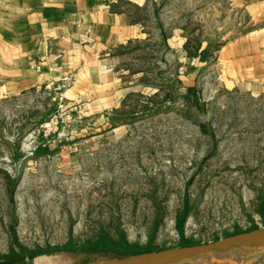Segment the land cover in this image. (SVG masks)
Segmentation results:
<instances>
[{"label": "rangeland", "instance_id": "rangeland-1", "mask_svg": "<svg viewBox=\"0 0 264 264\" xmlns=\"http://www.w3.org/2000/svg\"><path fill=\"white\" fill-rule=\"evenodd\" d=\"M184 1L166 0V14L176 26L187 17L188 39L215 45L261 25L258 11L235 10L225 0ZM143 61L133 55L130 71ZM145 62L154 92L131 93L110 116L76 101L79 112L68 118V107L59 110L44 87L0 95V256L13 237L31 249L50 248L99 227L170 250L186 246L182 237L219 244L213 241L238 228L264 226V89H226L215 67L204 64L195 75L197 105L182 97L174 52ZM55 116L56 126L40 127ZM41 146L46 150L35 153ZM42 256L86 264L117 255L50 251L0 257V264H35ZM247 264H264V254Z\"/></svg>", "mask_w": 264, "mask_h": 264}, {"label": "crops", "instance_id": "crops-1", "mask_svg": "<svg viewBox=\"0 0 264 264\" xmlns=\"http://www.w3.org/2000/svg\"><path fill=\"white\" fill-rule=\"evenodd\" d=\"M165 1L0 0V95L40 87L54 94L47 84L71 73L64 100L87 101L90 112L104 110L110 116L131 93L154 92L149 88L152 68L145 61L155 52L165 59L174 52L183 91L196 85V70L204 64L215 67L226 89H264V0H225L232 9L258 11L261 25L222 41L213 63L186 53L187 17L174 25ZM199 40L198 51L212 41ZM133 55L146 60L130 71Z\"/></svg>", "mask_w": 264, "mask_h": 264}, {"label": "trees", "instance_id": "trees-1", "mask_svg": "<svg viewBox=\"0 0 264 264\" xmlns=\"http://www.w3.org/2000/svg\"><path fill=\"white\" fill-rule=\"evenodd\" d=\"M222 43L223 42H218L217 44L214 45V43L211 41L208 42L205 48H203L201 51H198L201 44L200 40L197 37H193L187 39V41L184 43V49L186 50V53L188 55L197 54L199 55L202 61L205 62L209 61V63H213L215 60L216 49H218ZM167 94L168 95L166 96L169 97L171 93H167ZM182 97L185 99V101L188 102L190 101L193 102L194 104L199 105L197 85L188 87L185 93L182 94ZM152 100H155L154 97L152 98ZM42 120L43 118L39 120V123ZM46 148L47 147L41 146L38 148V150H36L35 153L44 152ZM12 182H14V179H11L9 181L10 184ZM187 208L185 210H187ZM259 212L261 214L262 220L264 221V208L262 207L259 210ZM184 217H185L184 214H180L177 220V226L179 230H181L182 228ZM253 228H255V226ZM240 232H242V230L238 228L234 232L226 233L225 235L230 236ZM12 241H13L12 244L16 245V247H13L11 244L8 253H5L0 257L5 259H10L12 261L14 260L18 261L23 259L24 257H33L37 254L50 252V251H70V252H85V253L94 252V253H110L114 255H128V254H136V253L158 249L151 242L146 243L144 245H140L137 242H130L122 230L115 228L114 231L112 232L106 229L105 227H99L98 229H95L94 232H92L90 235L82 238L69 237L64 244L54 245L50 248L37 246L31 249L27 246L19 244L14 237ZM196 243H198V241L184 237H182L179 242L180 245H192Z\"/></svg>", "mask_w": 264, "mask_h": 264}, {"label": "water", "instance_id": "water-1", "mask_svg": "<svg viewBox=\"0 0 264 264\" xmlns=\"http://www.w3.org/2000/svg\"><path fill=\"white\" fill-rule=\"evenodd\" d=\"M213 242L220 243L202 251L193 249L201 245H186L170 250L160 249L111 256L86 264H224L264 243V226L226 236Z\"/></svg>", "mask_w": 264, "mask_h": 264}, {"label": "built area", "instance_id": "built-area-1", "mask_svg": "<svg viewBox=\"0 0 264 264\" xmlns=\"http://www.w3.org/2000/svg\"><path fill=\"white\" fill-rule=\"evenodd\" d=\"M87 39H89V38L87 37L85 40H87ZM33 66L39 67V65L37 63L36 64L34 63ZM72 83H73V75L71 73H69V74L63 75L60 78V80L58 81L57 84L53 83V81L47 84V86L49 88H53L54 89L53 99L56 101L59 110H62L63 108H67L68 107V110H69V112L67 113V117L68 118H71L72 117V113L73 112H79V110L77 111V108L75 106V103L73 105V103H68L67 102L68 104H66V106L63 107V105L65 103L64 102V91ZM58 116L60 117L61 116V113H59ZM58 116H55L53 118H50L48 121H41L40 127L41 128H49V127H51L53 125L56 126L57 123H58V119H57Z\"/></svg>", "mask_w": 264, "mask_h": 264}, {"label": "bare ground", "instance_id": "bare-ground-1", "mask_svg": "<svg viewBox=\"0 0 264 264\" xmlns=\"http://www.w3.org/2000/svg\"><path fill=\"white\" fill-rule=\"evenodd\" d=\"M218 245L217 243H206L201 246H195L193 249L195 251H202L206 250L208 248H211L213 246ZM264 254V243H261L260 245L246 251L244 254H241L239 257L232 259L224 264H247L251 260L261 256ZM51 258V257H50ZM35 264H56L54 261L51 262L49 259L47 261V258L38 257L35 259ZM85 264V263H84Z\"/></svg>", "mask_w": 264, "mask_h": 264}]
</instances>
